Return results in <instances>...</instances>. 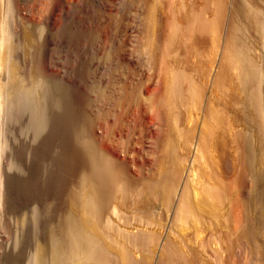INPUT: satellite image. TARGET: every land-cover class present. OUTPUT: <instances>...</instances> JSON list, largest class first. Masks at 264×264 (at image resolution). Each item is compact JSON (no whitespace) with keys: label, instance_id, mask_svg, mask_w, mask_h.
I'll return each instance as SVG.
<instances>
[{"label":"bare ground","instance_id":"1","mask_svg":"<svg viewBox=\"0 0 264 264\" xmlns=\"http://www.w3.org/2000/svg\"><path fill=\"white\" fill-rule=\"evenodd\" d=\"M80 6L102 20L106 41L120 36L107 49L120 73L97 119L72 122L85 148L73 149L66 199L45 238L34 241L30 256H1L0 264H239L240 252L228 253L242 240L243 218L252 214L256 196L264 203V64L253 67L256 50L264 52V27L257 24L264 0H0V115L23 82L6 20L12 14L58 18ZM30 30L23 28L26 46L36 40ZM36 72L33 66L30 83ZM140 75L158 80L139 88Z\"/></svg>","mask_w":264,"mask_h":264},{"label":"rangeland","instance_id":"2","mask_svg":"<svg viewBox=\"0 0 264 264\" xmlns=\"http://www.w3.org/2000/svg\"><path fill=\"white\" fill-rule=\"evenodd\" d=\"M20 1L23 3L28 2V0H20ZM48 2H50V1H48ZM50 6H51V4L47 3L45 7L50 8ZM80 7H79V9L82 8V7L81 8ZM72 8L74 9L76 7H72ZM73 9H70L69 11H65L66 9L65 10L63 9L64 11H62V13H61L62 16L60 15V16H58V18L52 17V16L51 17H49V16L43 17L41 15L40 16L37 15L35 17H28V16L12 14L6 20L9 23V24L7 23L8 24L7 28L9 27L8 32H9V35L11 37V41L13 42L14 59L18 63V66H20L19 70H21L20 72L23 76V82L11 90L12 95L10 93L9 94L10 97L5 98V102H3V103H6V104H4L2 106L3 108H2L1 115H0V132H1L0 133V141H2V143L0 142V154H1L0 155V157H1L0 158V164H1L0 165V170H1L0 172H2V173H0V179H1L0 180V188H1L2 198H3L2 201H0V203L2 205V207L0 208L1 209L0 212L2 211L1 213H3L5 211L2 214L3 218L0 217V218L4 219L3 221L1 219V221L4 222L3 225H2V222L0 223V243H1L0 244V247H1L0 248V257L2 256V257H9V258H11V257L17 258L19 256V257L26 258V257L30 256V254L32 252V248L34 246L33 245L34 241H36L38 239L42 240L45 238V235L47 233L46 231L48 230V227H49L48 225L50 224V221H52L55 218V215L57 214L60 207H62V205L64 204V201L66 199L65 194H66V191L68 189L67 186H68V184H70V181H71L70 177L72 178L73 173H74L73 161H72L73 156H74L73 152H74V150H80L81 148L82 149L85 148V146H83L81 144H84L86 142L82 141L79 138L77 139V137H79V136H77V135H79V134H77L78 132L76 133V137H75V132H73L75 127H73L74 128L73 129L72 126H75V124L77 123L79 118L85 117V119H86V117H87L86 115H88V118H92V121L93 120L95 121L97 119V117H95V116H97L98 113L99 114L101 113L102 108H105L104 107V100L107 97V94L111 93V90L113 89V87L115 85V83H113V82H115L116 79H114V78L115 77L117 78V76H118L117 74L120 73L119 68L116 66V69H115V67H114L116 62H115V58H114L115 56L113 55V52L111 54L112 49L107 50L110 48L109 44L112 45V44L118 42V40H120V36H118V35H113L114 37L111 36V38H113V39H111L112 43H110L111 40H109V42L106 41L107 39H105V37H103L104 35L99 31V28H98L99 24L102 23V20L100 21L98 17H95L96 19H94V16H90L89 14H88V16H90L91 18L88 17L87 13H89V12L86 11V13H85L83 8L81 10H83L84 12L83 11L80 12V10L78 8H76V10L74 9V11H73ZM77 9H78L80 14L78 13ZM263 10H264V8H263ZM70 11H73V12H70ZM75 12H76V16L78 18L75 17ZM84 13H85V16H83ZM263 14H264V11L260 14V16H262V17L259 16L258 17V18H260L259 20L257 18L258 28H260V29H262L264 27V24H263L264 15ZM79 17H81V19ZM56 18H57V21L55 20ZM74 18H76V19H74ZM71 19L75 20L77 22H75V21L70 22ZM61 21H62V23H61ZM68 21H69V23H67ZM85 21H88V23H90V24H88ZM99 21H100V23H99ZM55 22H57V23L59 22L60 24L58 23L57 26L55 27V25H56ZM93 22H95V24ZM83 23H85V24H83ZM61 25H63V26H61ZM58 26L62 27V28L61 27L59 28L60 29L59 31H57ZM24 27L28 28L29 30L30 29L32 30V31L30 30L32 33V36H33L34 40L36 39L34 41L35 43H33V46L32 45H29V46L24 45V42H23L24 41V39H23V28ZM64 29H67V30L64 31ZM71 29L73 30V33H72ZM79 29H81V30H79ZM70 30H71V32H70ZM84 30H86V31H84ZM63 31H64V33H63ZM83 31H84V33H83ZM94 31H95V33H94ZM75 32H76V34H75ZM54 33H55V36H54ZM65 33H66V35H65ZM78 33L81 35V37ZM73 34H74V36H73ZM91 34L93 37L91 36ZM95 34H97V35L95 36ZM68 35H70V36L68 37ZM98 37H99V39H98ZM260 37H261V35H260ZM61 38H62V40H61ZM65 40H68L69 43H67V41H65ZM99 40H103L104 42L106 41V43H104L103 41H99ZM114 40H115V42H113ZM260 40L262 41V39H260ZM16 41H17V43H16ZM39 41H41V42H39ZM91 42H93L96 46L93 45V43H91ZM258 42L260 44V41H258ZM36 45H37V48H36ZM104 45H106V47H108V48H106ZM101 48H103V50ZM32 50H34V51H32ZM105 50H107V51H105ZM101 51H103V52H101ZM257 51H259V52H257ZM260 51L261 50H259V49L256 50V52L260 53V54H257L254 56V58L255 57L256 58L254 59V62H253L254 66L253 65L252 66L255 69H258V67H261L264 64V52L261 51L262 52V54H261ZM256 52H255V54H256ZM36 53H38V54H36ZM262 55H263V57H262ZM92 56H93V58H92ZM98 56H100V58ZM36 57H37V59H36ZM90 57H91V59H90ZM110 57H113L114 60H113V58H110ZM103 58H105L106 61L102 60ZM34 59L37 61V64H39V65L36 64V61ZM107 61L109 64L107 63ZM102 62H103V64H102ZM112 62H114V63H112ZM85 63L87 64V66ZM112 64H113V66H112ZM96 65L98 66V68H96L97 67ZM33 66L35 67V69H37V72H36L37 75L35 76V82L30 83L31 81L29 79L31 78L30 76L32 75ZM93 66H95V67H93ZM78 68H80V69H78ZM86 71H88V72H86ZM89 71H90V73H89ZM38 72H40V73H38ZM109 72H110V74H109ZM108 75L111 77L110 79L109 78L107 79V77H109ZM96 76L99 78H97ZM250 76H251V74H250ZM137 78H139V76H137ZM90 79H91V81H90ZM96 79H98V80H96ZM85 80H87L88 82ZM104 80H105V82H104ZM113 80H115V81H113ZM139 80H140V82H138ZM157 80H158V78L156 76H151L149 79H147L145 76L140 75V78L137 80L135 79L134 81L138 82V85L140 88L141 86H143V83L146 84L148 82L150 84H155L157 82ZM110 82L113 85L110 84ZM140 83H142V84H140ZM94 85H95V87H94ZM87 87H88V89H87ZM33 89H35V90H33ZM40 89H41V91H40ZM68 89L69 90L72 89V90L69 91ZM74 89L75 90L77 89V90L75 91ZM90 89H91V91H90ZM26 91H27V93H26ZM57 91H58V94H57ZM93 91H95V92H93ZM142 91H144L143 87L141 89V92ZM72 92L75 93L74 96H73V94H71ZM82 92H83V94H81ZM96 92H98L99 94L98 93L96 94ZM42 93H44V94H42ZM102 94H104V95L102 96ZM144 94H145V92L142 93V95H144ZM76 95H77V97H76ZM64 96L67 98H65ZM63 97L65 98L64 101L62 100ZM86 97H87V99H86ZM33 98H34V100H33ZM53 98H55V99H53ZM9 99H10V101H9ZM71 99L75 100V102L72 101ZM84 100H85V102H83ZM81 101H82V103H81ZM90 102H92L93 106L90 104ZM78 103H80V104H78ZM96 103L98 104V106H96L97 105ZM65 105H67V106H65ZM4 106L6 107V109L4 108ZM57 108H59V109H57ZM8 109H10V110L8 111ZM88 111L89 112L93 111V112L89 113ZM59 112H61L60 113L61 115L59 114ZM253 112L254 111H252V114H253ZM73 113H74V115H73ZM78 115H80V116H78ZM68 116L69 117L71 116L70 117L71 119H69ZM42 119H44V120H42ZM69 121H71V122H69ZM72 122H74L75 124ZM62 123H63V125H62ZM56 125L58 127H56ZM63 126L65 127V129ZM68 126H69V128H68ZM53 129H55V130H53ZM96 129L97 128H95V130ZM60 132H62V133L60 134ZM64 132H66V133H64ZM57 133H59L61 135V137ZM64 135H65V137H64ZM51 136H52V138H51ZM74 138H76L77 140ZM59 139H60V141H58ZM62 140H63L64 145L62 144ZM53 141H55L56 143ZM67 141H68V143H67ZM72 142H74V143H72ZM2 144H3V146H2ZM55 144H57V145H55ZM247 144H248V142H247ZM67 145L68 146L70 145L69 146L70 148L67 147ZM42 146H43V148H42ZM67 153H68V155H67ZM69 157H70V160L68 159ZM246 157H247V162L250 163L251 151L249 150V148L246 151ZM104 160H105V157H104ZM106 160L108 161L107 157H106ZM249 163H247V164H249ZM262 166H263V170H264V156L262 159ZM1 167H2V169H1ZM247 171H248V167H247ZM247 171L245 173V176L247 175V177H249ZM64 173H66V174H64ZM2 176H3V179H2ZM263 183H262V186L260 188V190L263 188L261 190L262 195L264 193V184ZM2 184H4V185H2ZM240 189H242V191H243V192H241V193H243L241 195H244V189L243 188H240ZM240 191H239V193H240ZM256 194H257V192H256ZM256 194H255V196H256ZM6 196H7V198H6ZM240 198L242 199V201H244L243 197H240ZM262 198H264V196H262ZM258 200L259 199L256 196V198L253 201V203L256 201L255 205H256L257 210H256V208H254V206H255L254 204H253L254 206H252V210L253 211L256 210V212L254 213L251 210L250 212H252L253 215L251 213L249 214V212H248V214H246L247 216L245 215L246 218H245V216L243 218V221L245 223L244 224L245 230L243 229V231H242L243 233L241 232L242 233V236H241L242 240H240L241 242L238 245L241 247V244H243L242 246H244L245 248H243V251L242 250L240 251V249H242V248L239 249L237 247L238 245L237 246L233 245L232 247H234V246L237 247V250L234 247L233 249L231 248V250L229 251L231 253H233V252H240L241 253V254L238 253L239 256L243 257L242 259H240L239 264H248V263H250V264H264V227H263V225H264V213H263L264 212V203H262V205H261L260 200H259V202H257ZM257 203H259L260 205ZM54 204H55V206L57 205L56 208H55ZM59 204H60V206H59ZM257 205L261 206V207H259V206L258 207H259V209H261V211L259 210L260 213H263V214H259ZM6 209L7 210L9 209L10 211H7ZM54 209H55V211H54ZM47 210H48V212H47ZM256 213H258L259 215ZM46 215H48V216H46ZM250 215H252V216H250ZM254 215H256V217ZM257 215H258V217H257ZM260 215L262 217H260ZM252 217H254V219ZM48 218H49V220H48ZM8 219H10V220H8ZM259 219L262 220L263 222L260 221ZM252 220H253V222H252ZM256 220L260 221L258 223L261 226L257 223ZM258 225H259V227L256 228V226H258ZM253 226H255V228ZM4 227H5V229L3 231ZM32 228H34V229H32ZM257 233H259V234H257ZM258 237H259V239H258ZM235 241H237V239ZM237 242H234V244L235 243L237 244ZM233 250H235V251H233ZM245 250H247V251L245 252ZM234 254L235 253H233V254L228 253L229 256L230 255L232 256ZM16 255H18V256H16Z\"/></svg>","mask_w":264,"mask_h":264}]
</instances>
